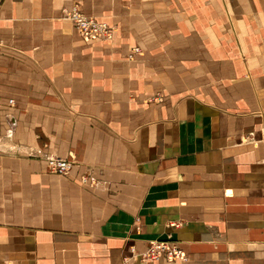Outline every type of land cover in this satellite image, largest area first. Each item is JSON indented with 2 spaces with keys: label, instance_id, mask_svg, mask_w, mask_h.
I'll return each mask as SVG.
<instances>
[{
  "label": "crops",
  "instance_id": "obj_1",
  "mask_svg": "<svg viewBox=\"0 0 264 264\" xmlns=\"http://www.w3.org/2000/svg\"><path fill=\"white\" fill-rule=\"evenodd\" d=\"M0 264H264V0H0Z\"/></svg>",
  "mask_w": 264,
  "mask_h": 264
},
{
  "label": "built area",
  "instance_id": "obj_2",
  "mask_svg": "<svg viewBox=\"0 0 264 264\" xmlns=\"http://www.w3.org/2000/svg\"><path fill=\"white\" fill-rule=\"evenodd\" d=\"M65 18L68 19L74 26L75 30L78 31L82 36L87 38H102L105 39L109 36L108 28L105 24L98 23L92 18H86L79 10V8L73 7L71 10L64 11ZM137 48L133 49L131 54L136 53ZM11 103V101L9 102ZM50 171L58 175L65 176L71 164L68 160H61L51 158L48 160ZM147 260L165 259V260H176L185 261V253L176 245L168 242L152 243L147 247V250L138 255Z\"/></svg>",
  "mask_w": 264,
  "mask_h": 264
},
{
  "label": "rangeland",
  "instance_id": "obj_3",
  "mask_svg": "<svg viewBox=\"0 0 264 264\" xmlns=\"http://www.w3.org/2000/svg\"><path fill=\"white\" fill-rule=\"evenodd\" d=\"M77 6V8H79V10H80V7H79V5H74V6H72L71 8H70V10L73 8V7H76ZM80 12H81V10H80ZM82 13V12H81ZM83 14V13H82ZM84 15V14H83ZM85 16V15H84ZM86 18H89V19H91L90 17H87V16H85ZM62 18L63 19H65V20H67L71 25H72V27L74 28V26H73V24L68 20V19H66L65 18V12H62ZM93 20H95L94 18H92ZM95 21H97V20H95ZM98 23H101V24H105V23H102V22H99V21H97ZM106 26H107V28H108V32H110L109 34V36H107L105 39H102V38H92V39H90V38H87V37H84V36H82L78 31H76L75 30V28H74V30L76 31V33H79V35H80V37H82L84 40H86V41H90L91 43L92 42H96V41H106V40H110L111 39V37H112V27L111 26H109L107 23L105 24ZM135 48H137L138 49V51H136V53H138L139 52V48L138 47H135ZM134 48V49H135ZM132 50L133 49H131L130 50V52L127 54V60H129V61H131V59H132V57L134 56V55H136V53H134V54H131V52H132ZM151 101L152 102H154V101H157V102H160L161 101V97L159 96V95H155L154 96V98H152L151 99ZM10 102V101H9ZM8 102V103H9ZM11 103H12V101H11ZM11 103H9V104H11ZM51 158H55V159H61V160H68L69 161V163L71 164V168L69 169V171L67 172V174L65 175V176H61V175H58V174H56V173H54V172H51L50 171V168H49V165L47 164V162H48V160L49 159H51ZM44 163L46 164V166H47V170H48V174L49 175H56V176H59V177H66L71 171H72V169H73V167H74V165H75V163L73 162V159H72V157L71 156H69V157H67L66 159L65 158H63V157H60V156H56V155H54V154H51V156H48L47 158H45V161H44ZM156 242V241H155ZM155 242H153V243H155ZM158 242H160V241H158ZM152 243H150L148 246H150ZM147 246V247H148ZM146 247V248H147ZM147 250V249H146ZM145 250V251H146ZM131 252L133 253V250L131 249ZM131 257H135V258H137L139 261H142V262H144V263H148V262H152L151 260H147L146 258H142V257H140V256H137V255H135L134 253L133 254H131ZM156 260H163V261H165V262H173V263H184L185 261H176V260H165V259H156ZM155 260V261H156ZM186 260V259H185ZM125 263V262H124Z\"/></svg>",
  "mask_w": 264,
  "mask_h": 264
}]
</instances>
